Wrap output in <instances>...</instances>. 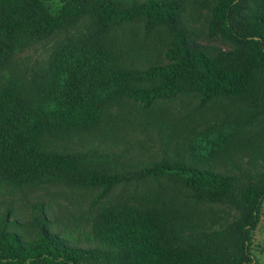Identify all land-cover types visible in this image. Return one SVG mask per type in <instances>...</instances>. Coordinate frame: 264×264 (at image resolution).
I'll return each instance as SVG.
<instances>
[{"label":"trees","instance_id":"1","mask_svg":"<svg viewBox=\"0 0 264 264\" xmlns=\"http://www.w3.org/2000/svg\"><path fill=\"white\" fill-rule=\"evenodd\" d=\"M202 8L229 49L208 55L179 37L165 63L145 64L135 32L116 34L136 20L148 32ZM82 19L84 29L55 40L33 88L0 80V196L65 187L89 192L87 208L67 213L73 227L61 234L50 225L62 220L33 201L41 213L33 231L26 227L31 236L7 206L0 264H252L264 168L245 173L214 149L218 138L211 155L196 141L185 153L187 142L167 129L175 117L154 108L188 93L198 96L195 110L244 103L245 116L223 139L264 119V0H62L55 12L41 0H0V65ZM124 102L131 107L113 118ZM142 134L157 135L161 157L133 155L145 146ZM218 162L237 174L219 171ZM205 204L241 214L217 225L215 215L201 216Z\"/></svg>","mask_w":264,"mask_h":264},{"label":"rangeland","instance_id":"2","mask_svg":"<svg viewBox=\"0 0 264 264\" xmlns=\"http://www.w3.org/2000/svg\"><path fill=\"white\" fill-rule=\"evenodd\" d=\"M44 6L50 11L55 12L61 5L62 0H41ZM197 14L190 15L189 12L181 15V21L172 24H165L155 27L148 32H144L143 20L133 21L121 27L116 34L125 33L129 30L135 32L134 39L140 43L139 48L143 53L142 57L145 64H161L167 61L166 51L174 40L179 41V37H185V41L189 43L191 48L202 50L208 55H213L219 50H227L233 44L226 38L222 30L215 24L210 27L209 11L202 8ZM86 20L78 21L68 31H58L50 36L40 40L32 47H27L15 54L9 55L0 65V80H11L20 83L26 88H33L37 76L44 72L48 67V60L53 52V44L55 40L65 37L68 32L76 29H84ZM131 27V29H129ZM132 37V38H133ZM178 39V40H177ZM9 80V81H10ZM34 93L35 90L31 89ZM198 102V96L193 93L183 94L177 98L159 103L154 109H163L171 116L175 117L167 121V129L177 132L181 139L187 142L188 148L190 143L196 141L211 154L215 150L231 157L238 163L245 173H253L256 170L264 168V119L255 122L248 128L237 130L235 134L229 138L223 139L222 136L233 129L245 116L244 103L238 101H230L227 99L220 100L200 110L194 107ZM131 107L129 102H124L113 110V118L122 114L126 109ZM192 127V131L187 129ZM189 131V132H188ZM153 132V131H152ZM144 140L145 146L136 149L133 153L139 159L151 160L158 159L164 153V145L159 141L156 134L151 137L140 135ZM168 137H164V139ZM211 151V146L217 143ZM200 139L202 142H200ZM198 140V141H197ZM173 143V139H170ZM167 149V147H166ZM134 160V159H133ZM219 171L237 174L228 163L218 162L215 164ZM242 182L247 181L244 176L241 177ZM89 192H83L79 189H69L65 187L49 186L47 189L41 188L35 191L23 193L16 191L14 194H5L0 196V214L7 206L11 207L10 219H16L19 223L27 225L19 227L21 232H27L31 236L33 233L28 232L26 227L31 231L34 230L35 217H39L41 210L33 208V201H41L49 218L58 216L61 222H54L50 227L60 232L72 228L67 221V213H80L87 208L89 201ZM201 216L211 217L218 225L228 221L241 214L237 208L228 205H202ZM72 223V222H71ZM87 229L89 225L84 224ZM251 242L249 250L254 255L255 261L252 264H264V200L260 208V216L257 225L250 231ZM76 244L80 246L88 245L79 241Z\"/></svg>","mask_w":264,"mask_h":264}]
</instances>
